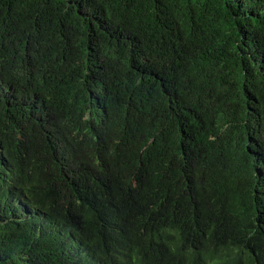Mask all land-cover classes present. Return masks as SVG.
<instances>
[{
  "label": "trees",
  "instance_id": "1",
  "mask_svg": "<svg viewBox=\"0 0 264 264\" xmlns=\"http://www.w3.org/2000/svg\"><path fill=\"white\" fill-rule=\"evenodd\" d=\"M0 264H264V0H0Z\"/></svg>",
  "mask_w": 264,
  "mask_h": 264
}]
</instances>
